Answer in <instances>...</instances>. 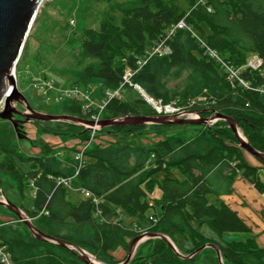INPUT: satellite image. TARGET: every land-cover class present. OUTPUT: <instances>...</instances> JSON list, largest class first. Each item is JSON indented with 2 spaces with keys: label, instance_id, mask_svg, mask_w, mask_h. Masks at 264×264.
Segmentation results:
<instances>
[{
  "label": "trees",
  "instance_id": "16d2710c",
  "mask_svg": "<svg viewBox=\"0 0 264 264\" xmlns=\"http://www.w3.org/2000/svg\"><path fill=\"white\" fill-rule=\"evenodd\" d=\"M114 8L122 14L120 25L106 19L98 30L84 31L82 51L96 63L73 77L72 87L86 88L96 82L104 92L115 91L126 68H136L137 61L144 59L167 30L183 19L228 64L237 68L245 66L253 54L264 63V0H188L186 12L173 0H128ZM169 45L172 54L151 59L133 77V83L164 104L177 101L183 107L189 100L206 97L205 108L200 104L185 108L198 112L204 109L202 117L218 112L233 118L250 144L264 153V94L255 90L264 85L260 73L243 72L251 89L242 85L233 88L222 66L207 56L190 32L177 31ZM172 69H184L188 75L171 92L163 88L161 78ZM22 78L25 75L19 73L17 81ZM135 104L148 103L143 98L134 103L115 98L102 112V118L156 115L151 106L148 111H141ZM63 112L87 119L77 100H66ZM56 123L77 131H55L58 135L85 141L90 136V131L82 126ZM147 127L170 126H119L98 133L108 130L114 134L113 138L119 137L120 132L122 138L137 137ZM43 130L49 131L46 127ZM246 154L225 121L201 126L191 139L176 135L158 137L149 147H135L121 141L108 145L95 143L85 152V165L72 183L96 196L99 199L96 206L84 196L77 203L70 201L69 189L59 185L60 178L73 176V158L70 168L54 156L24 158L0 135V172L17 181L19 189L23 190L26 183L35 190L33 209L25 210L27 216L39 230L44 226L43 233L82 247L104 264L123 263L125 259L117 260L115 255L128 252L131 242L143 233L142 229L167 235L172 241V233L192 238L194 248L180 252L183 255L214 244L219 247L224 264H264V248L258 245L247 223L224 202L216 206L207 199L208 195L231 193L238 176L259 191L264 190L259 167L250 165ZM19 162H28L27 172L18 170ZM159 174L162 198L155 200L152 195ZM150 209L155 214L147 216ZM42 211L45 213L39 215ZM121 215L132 220L131 226L124 225ZM194 224L208 225L219 236L232 233L243 234L245 238L221 244L195 230ZM0 245L7 247L13 264H85L70 251L34 238L17 218L10 223L0 222ZM138 248L130 264H201L200 254L183 260L162 239H149ZM59 251H67L71 257ZM204 251L214 252L211 248Z\"/></svg>",
  "mask_w": 264,
  "mask_h": 264
},
{
  "label": "rangeland",
  "instance_id": "374dc122",
  "mask_svg": "<svg viewBox=\"0 0 264 264\" xmlns=\"http://www.w3.org/2000/svg\"><path fill=\"white\" fill-rule=\"evenodd\" d=\"M125 1L128 0H47L43 3L16 67V76H18L19 73L25 75V78L20 79L18 82V89L25 96L34 110L45 114H64L63 106L66 100L57 101V98L60 96L58 91L69 88L71 86L70 84L74 82L73 77L80 74L87 66L96 63L95 60L86 57L82 51L81 46L84 31L88 29L98 30L100 23L106 19L112 20L115 24L120 25L122 14L114 7L116 4ZM173 1L181 10L185 12L187 11L188 0ZM187 75L188 71L184 69H172L161 78V84L165 90L172 92L182 84ZM45 77L52 80L54 87V90L49 93V100H46L47 97H44L42 89L33 86L36 83V78ZM91 86L95 88L93 96L95 102L99 104L105 100L103 87L96 82H93ZM80 88L85 89L83 87ZM122 97L124 101L129 103H134L136 100L143 98L139 90L131 87H126L122 91ZM150 97L154 98L153 96ZM171 103L177 105V101ZM199 104L202 107H205L203 102H199ZM135 106L141 111H148L151 105L135 104ZM185 106L189 107L188 102ZM19 108L23 109L21 106H19ZM201 111L199 112L200 114H202ZM102 119H104V116ZM212 125L213 124L210 126ZM43 127H46L49 131H44ZM200 127L201 126H170L163 128L147 127L142 132L143 135L123 138L120 137L123 136V133L121 132L118 133L119 137L113 138L111 135L114 134H112L111 131L104 130L97 133V139L107 141L108 144H114L117 143V141H121L122 143L135 147H149L154 144L156 141L154 140V137L157 136H159V138H164L169 135H176L191 139L199 132ZM55 131L64 133L77 132L76 130H69L67 126L56 122H29L23 127L25 138L20 139L18 138L12 124L9 121L0 119V135L5 136L24 158L34 156V154L39 156L52 155L55 153L53 151H57L56 155L60 160L71 157L73 158L76 152V147H80L85 140H81L75 136L58 135ZM56 139L59 142L50 145V142L55 141ZM78 141L79 143L77 145L76 142ZM246 157L252 162L264 167L263 163L250 154L247 153ZM63 163L67 167L70 166V160ZM17 168L19 171L27 172L29 164L28 162H19ZM260 171V180L264 183V169H261ZM175 174L178 178L182 179V175L179 171L175 170ZM161 179L162 176L159 174L157 176L158 182L152 195V198L155 200H160L162 198V191L159 186ZM18 186L19 184L17 181L12 179L6 173L0 172V191L14 198L25 210H32L35 190L26 183L23 190L20 188L22 191ZM76 189V187L69 189L67 195V198L74 203H77L83 198V194ZM233 193L234 187L231 193H223L219 196L212 194L208 195L207 199L210 204L219 206L220 203L225 202L227 199L226 195L229 196ZM263 193L262 195L264 196ZM6 200L8 201L7 198ZM153 214H155L154 209H150L147 212V216ZM13 217H15V215L11 211L7 208L5 209L4 206H0V222H5ZM121 218L124 220V225L131 226V223H129V220L131 219L124 215H121ZM251 221L253 222L255 220L251 219ZM194 228L208 239L216 240L221 244L233 240H243L245 238V235L243 234L232 233L219 236L214 233L208 225L200 226L194 224ZM40 230L45 231L44 226L40 227ZM142 230V234L150 232L148 229ZM171 236L178 251L181 253L192 250L195 246V241L190 237L178 233H172ZM147 240L140 245L145 244ZM257 243L260 246L259 242ZM138 249L139 248H137V250ZM62 254H65L64 251ZM127 256L128 252L121 251V255L118 253L115 255V258L117 260H126ZM199 262L201 264H219L215 250L214 252L202 251L199 256Z\"/></svg>",
  "mask_w": 264,
  "mask_h": 264
},
{
  "label": "water",
  "instance_id": "95a60500",
  "mask_svg": "<svg viewBox=\"0 0 264 264\" xmlns=\"http://www.w3.org/2000/svg\"><path fill=\"white\" fill-rule=\"evenodd\" d=\"M45 1L47 0H0V104L4 103L0 111V119L9 121L12 124L18 138H25L23 125L29 122H67L82 126L85 130L97 128L102 130L119 126H210L217 121H225L235 134L240 148L264 164V153L256 150L250 144L237 122L233 118L218 112H213L210 117L201 116L199 118L190 117V115L198 111L193 113L187 111L175 115H126L114 119L90 121L67 114H45L34 110L18 89L16 67L29 34L39 15L40 8ZM19 106L23 109H20ZM17 116L22 117V120L17 119ZM0 192L8 199L5 203L0 201V206H4L11 211L28 228L34 238L39 241L55 244L60 248L70 251L71 254L85 264H104L99 262L95 257V261H91L87 256L88 252L82 247L43 233L33 223L32 219L27 216L25 210L14 198L2 191ZM147 239L164 240L183 260H190L200 254L204 249L211 248L217 254L218 263L224 264L221 251L214 244H207L189 255H183L167 235L151 232L141 234L131 242L128 256L121 264H130L138 246ZM91 256L93 257V255Z\"/></svg>",
  "mask_w": 264,
  "mask_h": 264
},
{
  "label": "built area",
  "instance_id": "2783aa9c",
  "mask_svg": "<svg viewBox=\"0 0 264 264\" xmlns=\"http://www.w3.org/2000/svg\"><path fill=\"white\" fill-rule=\"evenodd\" d=\"M179 30H185L191 33L193 37H195L198 42L200 43L201 47L205 50V53L207 56H209L211 59L218 62L225 74L226 79L230 83V85L234 88L237 85H242L247 89H251L249 83L243 78L242 74L246 70L254 71L260 73V75L263 77L264 80V63L263 60L256 54H253L247 64L242 67H234L233 65L228 64L226 61L223 60V58L217 53L215 50L211 49L209 46L205 44V42L198 36L196 32H194L187 23L183 20L179 21L176 24H173L166 32V34L163 36V38L151 49H149L146 53V56L144 59H141L137 61L136 68H126L123 80L121 84L119 85L118 89L115 91H109L105 90V100H103L101 103L97 104L95 100L93 99L95 88L92 86H88L85 89H81L80 87H72L66 88L64 90H59L60 96L57 98V101L62 100H77L84 112L87 114V120L90 121H100L102 120V112L105 110L106 106L109 104V102L113 99H123L122 97V91L126 87H131L133 89H137L140 91L142 97L146 100L148 104L152 106V108L155 110L156 115H175V114H182L187 111L190 112H196L189 109H186L185 107H180L176 105L175 103H169L164 104L162 100H157L152 97H150L145 90H143L139 85L134 84L132 79L133 77L153 58H165L172 54V48L169 45V42L171 41L172 37L175 35V33ZM35 84L33 86L39 87L43 90V95L46 98V100H49V93L54 90L52 80L48 78H36ZM256 91H259L260 93L264 94V85H262L260 88L255 89ZM206 97H199L198 99H192L188 101V108L199 104V102L206 101ZM4 103L0 104V111L3 108ZM200 113H194L190 115L192 118H199ZM90 131V136L88 140L83 141L82 145L76 150L73 159H74V174L71 177H63L59 180V185L62 184L66 186L68 189L75 188L73 187L72 180L79 174L80 170L85 165V152L87 149L95 144L100 143L104 145H108L107 141H101L97 139V133L99 128L88 130ZM79 192L83 194L85 198H90L93 200L96 206L99 204V199L94 196L91 192L84 190L82 188L76 187ZM0 201L6 202V198L3 196V194L0 192ZM98 208V207H97ZM99 210V208H98ZM45 211H42L39 215L44 214ZM12 223V222H11ZM0 264H13L10 253L7 250L6 246L0 245Z\"/></svg>",
  "mask_w": 264,
  "mask_h": 264
},
{
  "label": "crops",
  "instance_id": "0c3cea01",
  "mask_svg": "<svg viewBox=\"0 0 264 264\" xmlns=\"http://www.w3.org/2000/svg\"><path fill=\"white\" fill-rule=\"evenodd\" d=\"M158 137H154V140H158ZM59 141L56 139L55 141H51L50 145L53 143H58ZM77 145L79 143L76 142ZM79 147L77 146L75 150H77ZM52 155H40V156H54L57 157L56 152ZM39 155L31 156V157H40ZM58 158V157H57ZM67 159H70V166L71 164V158H65L64 160H60L61 162L67 161ZM247 161L249 162L250 165L254 167H259V171L261 169H264L263 166H260L259 164H256L252 162L250 159L246 157ZM253 159V158H251ZM68 163V162H67ZM74 166V165H73ZM262 167V168H261ZM261 172V171H260ZM260 177V176H259ZM237 181V182H235ZM261 181V180H260ZM262 182V181H261ZM263 186L264 183L262 182ZM234 187V193L232 195H229L227 199L225 200V204H227L233 211H235L241 219H243L247 225L251 228L254 236L257 238V242H259L260 246L264 248V196L262 193L264 190L261 192L259 191L253 184H251L249 181L244 179L242 176H238L235 178L234 183L232 188ZM264 194V193H263ZM23 208V207H22ZM24 209V208H23ZM25 210V209H24ZM16 216L13 217L10 220H7L3 223H10V221H13ZM255 220V221H251ZM131 223L132 220H129ZM61 254L63 253L62 251H59ZM65 254H62L65 257H71L70 253L67 251H64ZM121 255V251L119 252Z\"/></svg>",
  "mask_w": 264,
  "mask_h": 264
},
{
  "label": "bare ground",
  "instance_id": "6f19581e",
  "mask_svg": "<svg viewBox=\"0 0 264 264\" xmlns=\"http://www.w3.org/2000/svg\"><path fill=\"white\" fill-rule=\"evenodd\" d=\"M84 129H85V128H84ZM59 180H60V179H59ZM5 209H6V208H5ZM87 256H88L89 259H91V261H95L94 257H92L89 253L87 254ZM89 256H90L91 258H90Z\"/></svg>",
  "mask_w": 264,
  "mask_h": 264
},
{
  "label": "flooded vegetation",
  "instance_id": "af4514ba",
  "mask_svg": "<svg viewBox=\"0 0 264 264\" xmlns=\"http://www.w3.org/2000/svg\"><path fill=\"white\" fill-rule=\"evenodd\" d=\"M17 119H19V120H22V117H20V116H17ZM23 127H24V125H23Z\"/></svg>",
  "mask_w": 264,
  "mask_h": 264
}]
</instances>
